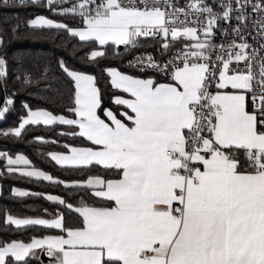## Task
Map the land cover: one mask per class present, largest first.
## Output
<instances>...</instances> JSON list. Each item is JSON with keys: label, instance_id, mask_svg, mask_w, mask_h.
Masks as SVG:
<instances>
[{"label": "snow or ice", "instance_id": "6c2138e0", "mask_svg": "<svg viewBox=\"0 0 264 264\" xmlns=\"http://www.w3.org/2000/svg\"><path fill=\"white\" fill-rule=\"evenodd\" d=\"M37 5L74 23L18 17L0 28V49L22 25L56 29L84 42L86 64L123 61V45L134 57L128 67L144 75L102 69L114 109L96 75L58 60L70 85L66 114L24 103L18 126L0 130L7 139L29 126H68L60 135L87 142L47 152L61 169L85 173L74 181L0 150V175L75 190L68 197L13 188L15 197L41 196L53 207L36 217L0 210V226L56 231L0 240V264H44L41 255L47 264H264V0H0V8ZM141 38H158L159 55H137ZM10 65L26 86L50 74L0 51V87ZM13 103L3 101L0 120Z\"/></svg>", "mask_w": 264, "mask_h": 264}, {"label": "trees", "instance_id": "16d2710c", "mask_svg": "<svg viewBox=\"0 0 264 264\" xmlns=\"http://www.w3.org/2000/svg\"><path fill=\"white\" fill-rule=\"evenodd\" d=\"M44 14L51 16L57 21L74 23L72 20L52 15L46 9L40 8L39 5L24 6V7H8L0 8V28H7L11 23L16 22L19 17L21 20L32 17L36 14ZM22 35L8 41L6 49L0 51L6 52L10 60H21L24 65L29 68L48 67L50 74L48 78L40 79L34 82L31 86H26L23 83L13 79L12 74H19L20 69L15 65H10V75L8 83L5 87H0V99L3 95V101L11 97L14 100L10 106L9 112L5 114L3 120H0V130H8L16 127L19 124L20 118L26 115V110L22 107L27 103L33 110L45 109L52 111L53 114H66L65 108L68 104V95L70 85L67 78L59 72L57 67L58 60L65 62L77 70L84 71L96 75L100 80L102 88L104 105L106 107L115 106L111 104L113 90L106 86V81L102 72L104 67H118L123 71L135 74V70L128 68L125 65L126 60L130 57L131 50H123L119 52L120 58H113L111 55L107 60L101 61L99 65L86 64L84 62V42H80L78 38H72L56 29H28L21 26ZM158 39V38H156ZM154 38H141V43L138 45L136 52L152 49L157 46ZM68 131L66 126H29L26 133L20 138H3L0 136V150L8 151L10 154L23 153L31 161L32 165L49 172L57 178L69 180H78L85 173L70 172L56 166L47 156L48 151L64 150L63 143L86 145V141H82L79 137L68 135H60L61 132ZM36 136H44L49 141L57 140L56 144H39L35 141ZM3 169L0 168V171ZM100 171L93 169V172ZM102 174V173H101ZM1 194H0V210L10 211L16 216H37L42 213L44 208L51 209L53 207L50 201L42 199L41 196L30 195L28 197H15L11 194L13 186L27 188L35 193H52L60 196L71 197L75 190L65 189L63 186L51 185L49 182L21 177L18 174L0 175ZM56 230H47L42 226H31L15 229L7 226H0V240H22L28 241L33 235L54 233Z\"/></svg>", "mask_w": 264, "mask_h": 264}, {"label": "crops", "instance_id": "0c3cea01", "mask_svg": "<svg viewBox=\"0 0 264 264\" xmlns=\"http://www.w3.org/2000/svg\"><path fill=\"white\" fill-rule=\"evenodd\" d=\"M117 50V49H116ZM118 51V50H117ZM119 52V51H118ZM123 71V70H122ZM129 74H132V73H129ZM133 75H135V74H133ZM66 127V126H65ZM68 127V126H67ZM64 144H67V143H63L62 145H64ZM68 145H70V146H85V145H75V144H68ZM52 151H64V150H52ZM16 154H22V155H25V154H23V153H15V154H13V155H16ZM26 156V155H25ZM50 159V158H49ZM54 163V162H53ZM33 166V165H32ZM33 167H35V166H33ZM37 168V167H36ZM38 169H40V170H43V169H41V168H38ZM44 171V170H43ZM47 172V171H46ZM49 173V172H48ZM50 174V173H49ZM19 175V174H18ZM30 179H35V178H30ZM36 180V179H35ZM69 181H74V180H69ZM47 182V181H46ZM13 188H19L20 190H24V191H29V192H32V193H35V192H33V191H31V190H29V189H27V188H23V187H19V186H13L12 188H11V194H12V189ZM0 194H1V184H0ZM47 194H51V195H57V194H52V193H45V195H47ZM19 217H36V216H19ZM44 258H45V261H44V264H47V257L46 256H44ZM43 261V260H42Z\"/></svg>", "mask_w": 264, "mask_h": 264}, {"label": "built area", "instance_id": "2783aa9c", "mask_svg": "<svg viewBox=\"0 0 264 264\" xmlns=\"http://www.w3.org/2000/svg\"><path fill=\"white\" fill-rule=\"evenodd\" d=\"M47 11V10H46ZM51 14V13H50ZM52 15H55V14H52ZM217 39H219V38H217ZM123 50H126V48H125V46H123L122 45V51ZM144 51H147V52H151V53H153V54H155V55H159V52H158V50H157V47H155V48H152V49H146V50H142V51H138V52H136L137 53V55H139L141 52H144ZM132 59H134V57L131 55L130 57H128V59L126 60V62H125V65L128 67V61L129 60H132ZM129 68V67H128ZM131 69V68H130ZM132 70H134V69H132ZM136 71V70H135Z\"/></svg>", "mask_w": 264, "mask_h": 264}, {"label": "water", "instance_id": "95a60500", "mask_svg": "<svg viewBox=\"0 0 264 264\" xmlns=\"http://www.w3.org/2000/svg\"><path fill=\"white\" fill-rule=\"evenodd\" d=\"M117 50H118L119 52L122 51V45L119 46V47L117 48ZM2 100H3V95L1 96L0 104H1ZM40 259L43 260V261H45V258H44L43 255H41Z\"/></svg>", "mask_w": 264, "mask_h": 264}, {"label": "rangeland", "instance_id": "374dc122", "mask_svg": "<svg viewBox=\"0 0 264 264\" xmlns=\"http://www.w3.org/2000/svg\"><path fill=\"white\" fill-rule=\"evenodd\" d=\"M3 106V105H2Z\"/></svg>", "mask_w": 264, "mask_h": 264}]
</instances>
